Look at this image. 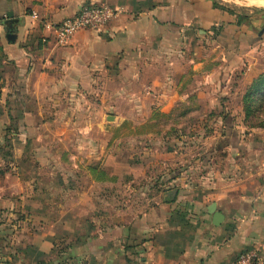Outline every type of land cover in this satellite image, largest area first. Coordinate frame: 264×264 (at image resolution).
I'll return each mask as SVG.
<instances>
[{
    "label": "rangeland",
    "instance_id": "obj_1",
    "mask_svg": "<svg viewBox=\"0 0 264 264\" xmlns=\"http://www.w3.org/2000/svg\"><path fill=\"white\" fill-rule=\"evenodd\" d=\"M205 1L228 20L264 18L257 0ZM218 29L195 24L188 44L196 59L207 45L218 54ZM101 35L78 32L71 60L54 57L42 78L35 68L19 102H7L11 115L0 118V264L88 263L100 242L126 232L136 234L132 244L141 242L142 218L164 193L198 197L213 186L251 185L250 166L263 155L244 152L238 137L264 124V105L244 102L251 86L241 84V68L227 90L187 100L189 87L168 100L160 91L171 85L161 89L162 75L140 74L137 60L108 56Z\"/></svg>",
    "mask_w": 264,
    "mask_h": 264
},
{
    "label": "crops",
    "instance_id": "obj_2",
    "mask_svg": "<svg viewBox=\"0 0 264 264\" xmlns=\"http://www.w3.org/2000/svg\"><path fill=\"white\" fill-rule=\"evenodd\" d=\"M99 5L118 12L96 30L107 41L108 56L137 60L140 74L162 75L161 89L165 83L171 85L160 91L168 100L189 87L192 95H182L187 100L200 91L205 97L212 90H227L239 68L246 87L264 75V18L257 16L247 25L228 20L205 0H0V118L11 115L7 102H19L28 85L24 81L35 68L42 78L54 57L72 59L69 49L77 33L59 44L55 26L83 7ZM9 14L13 25L7 24ZM196 23L206 29L220 27L218 54L207 45L206 54L195 58L189 44ZM168 91L172 94L164 93ZM239 139L244 152L263 155L250 166V188L229 183L227 189L213 186V191L198 197L178 192L174 203L162 200L142 218L141 242L132 244L136 234L127 232L100 242L84 264H234L249 250L257 252V264H264V128L253 127ZM211 192L215 199L207 195ZM212 205L224 215L220 227L212 223ZM80 258L76 256V262Z\"/></svg>",
    "mask_w": 264,
    "mask_h": 264
},
{
    "label": "built area",
    "instance_id": "obj_3",
    "mask_svg": "<svg viewBox=\"0 0 264 264\" xmlns=\"http://www.w3.org/2000/svg\"><path fill=\"white\" fill-rule=\"evenodd\" d=\"M118 12L108 5L83 7L75 16L55 26L58 43L63 44L74 34L84 30H99L116 18ZM258 254L249 250L240 255L234 264H257Z\"/></svg>",
    "mask_w": 264,
    "mask_h": 264
},
{
    "label": "trees",
    "instance_id": "obj_4",
    "mask_svg": "<svg viewBox=\"0 0 264 264\" xmlns=\"http://www.w3.org/2000/svg\"><path fill=\"white\" fill-rule=\"evenodd\" d=\"M253 100L257 101L256 108L258 109L262 108V104L264 105V75H262L259 79L253 82V84L250 87V91L244 98V102L246 103V105L249 104V102H252ZM250 113H251V107L247 106L246 115L249 116ZM227 126L229 127L230 125L226 124V127ZM258 127L264 128V124ZM165 194L167 196L166 198H163V203L172 204L176 201L178 191L174 189Z\"/></svg>",
    "mask_w": 264,
    "mask_h": 264
},
{
    "label": "water",
    "instance_id": "obj_5",
    "mask_svg": "<svg viewBox=\"0 0 264 264\" xmlns=\"http://www.w3.org/2000/svg\"><path fill=\"white\" fill-rule=\"evenodd\" d=\"M9 21L10 22H7L8 25H13L15 23V21L13 20V16L11 14H9ZM10 37H12V35ZM210 212L212 213V216H213V222H212L213 225L215 227H220L225 220L224 215L220 213L219 211H217V208L215 205H212L210 207Z\"/></svg>",
    "mask_w": 264,
    "mask_h": 264
},
{
    "label": "bare ground",
    "instance_id": "obj_6",
    "mask_svg": "<svg viewBox=\"0 0 264 264\" xmlns=\"http://www.w3.org/2000/svg\"><path fill=\"white\" fill-rule=\"evenodd\" d=\"M254 6L264 8V0H257L254 2Z\"/></svg>",
    "mask_w": 264,
    "mask_h": 264
}]
</instances>
